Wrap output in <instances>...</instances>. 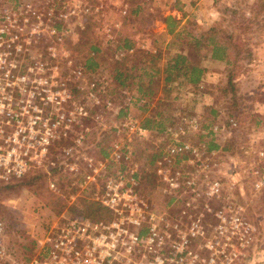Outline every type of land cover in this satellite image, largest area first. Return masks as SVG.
I'll use <instances>...</instances> for the list:
<instances>
[{
	"label": "rangeland",
	"instance_id": "374dc122",
	"mask_svg": "<svg viewBox=\"0 0 264 264\" xmlns=\"http://www.w3.org/2000/svg\"><path fill=\"white\" fill-rule=\"evenodd\" d=\"M151 1L153 12L123 21L127 30L143 29L151 16L161 17L168 0ZM118 9L115 0H0V12L10 20L0 23L8 29L0 39V72L11 77L0 78V86L6 84L3 108L11 111L7 131L26 128L36 107L42 116L51 115L53 122H42L47 121V126L61 119L53 128L60 137L50 141L44 156L30 161L21 179L0 186V219L8 255L13 261L32 256L35 241L60 219L91 212L96 219L108 220L107 211L93 209L100 207L95 197L106 179L120 175L126 180L129 171L147 206L158 216L169 211L172 221L183 199L174 203L161 193L150 161L164 144V127L189 131L188 120L194 118L198 129L187 131L180 140L206 150L210 143L216 146L207 150L215 152L206 162L208 178L220 179L223 191L212 204L225 213H236L253 227L251 241L237 263L264 264V188L255 190L247 171L253 151H264V130L254 128L261 122L254 112L264 74V0H223L220 16H209L215 19L211 35L226 47L231 65L222 82L213 80L203 86L211 93L203 100L192 89L184 94L178 87L179 91L168 95L159 90L161 83L148 81L150 65L145 62L151 54L141 48L126 53L118 48ZM189 25L197 31L195 23ZM191 59L196 60L195 54ZM228 81L232 93H227ZM137 86L156 90L159 96H139ZM126 115L135 117L142 127L143 119L156 116L160 131L152 128L144 141L134 142L124 164L110 160L108 153L119 139L116 129ZM230 118L236 122L235 130L228 125ZM213 125L221 129L214 135L208 131ZM230 167L235 168L231 175ZM88 174L93 180L84 184ZM49 182L54 188H49ZM231 183L234 188L227 190ZM204 219L205 225H213L212 215Z\"/></svg>",
	"mask_w": 264,
	"mask_h": 264
},
{
	"label": "built area",
	"instance_id": "2783aa9c",
	"mask_svg": "<svg viewBox=\"0 0 264 264\" xmlns=\"http://www.w3.org/2000/svg\"><path fill=\"white\" fill-rule=\"evenodd\" d=\"M9 22V16L0 12V23ZM6 31L0 25V39ZM2 64L0 58V71ZM2 76L7 81L11 78L0 72ZM5 90L6 84L0 86V186L21 179L29 162L44 156L50 141L59 139V132L55 135L53 128L61 123V119L51 126H47V121L42 123L53 120L51 115L42 116L35 106L26 128L8 132L11 111L3 108ZM197 122L189 119L186 129L197 130ZM227 122L230 129H236L234 119ZM187 131L164 127V144L150 161L161 193L174 203L183 199L177 217L170 218L172 221L169 222V211L158 216L147 206L136 192L137 183L129 171L126 180L120 175L106 179L95 197V202L110 215L108 220L69 217L53 222L35 241V253L25 260L13 261L8 255L0 219V264H238L237 258L251 241L253 227L236 213H225L212 204L223 191L220 179L208 178L206 162L215 152L181 141ZM208 131L214 135L219 127L213 125ZM116 132L119 139L110 146L108 156L124 164L131 156L132 144L144 141L151 133L131 115L124 117ZM74 142L78 144L79 139ZM252 154L247 171L251 186L260 190L264 188V151L258 149ZM74 166L71 164L69 170ZM227 173H235V168L230 167ZM92 180L93 176L88 174L84 184ZM49 188H54L53 183L49 182ZM233 188V183L227 185V190ZM207 214L212 215L213 225L204 224Z\"/></svg>",
	"mask_w": 264,
	"mask_h": 264
},
{
	"label": "crops",
	"instance_id": "0c3cea01",
	"mask_svg": "<svg viewBox=\"0 0 264 264\" xmlns=\"http://www.w3.org/2000/svg\"><path fill=\"white\" fill-rule=\"evenodd\" d=\"M146 1L147 3L143 0H115L116 3H119L118 15L121 20L117 27V34L120 33L121 41L118 48L125 53L132 51V48H141L151 54L150 59L145 62L150 65V73L147 75L148 81L161 83L163 89H159L160 91L163 90L169 95L174 90L179 91L178 87H180L181 90L186 91L184 94L189 93L192 89L195 97L199 96L201 100L209 97L211 93L202 90L203 86L213 80L217 83L222 82L231 62L228 52L226 53V47L216 41L211 35L212 31L210 32L211 24L215 19L209 16H216V18L220 16L218 8L223 0H192L190 3H186L187 0H168L162 7L161 17L151 16L144 27L145 29L134 27L127 30L123 21L128 17L136 20L143 13L153 12L154 1ZM190 23L196 24L197 31L189 25ZM141 37L146 40L141 39ZM209 38H213L212 42L225 49V56L223 55L221 59H211L208 48ZM120 41L118 40V42ZM194 54L196 60L192 61L191 57ZM177 55H180L183 61L178 64V70H171L173 59ZM165 57L166 60L164 61ZM262 63L264 66V59ZM191 68L199 71V80L196 84H190L188 81ZM140 70H144V67ZM140 78L142 76L139 74L137 79L141 80ZM261 84V100L256 104L254 112L256 113L255 116L261 119V122L259 125L257 123L254 128L260 129L261 127L264 130V74ZM141 87H136V93L139 96L147 95L153 98L159 96L156 90L144 91ZM144 92L147 93L144 94ZM179 95L180 93H178ZM216 113L218 114V111ZM146 118L152 122H159L156 116ZM218 144L220 145L221 141Z\"/></svg>",
	"mask_w": 264,
	"mask_h": 264
},
{
	"label": "trees",
	"instance_id": "16d2710c",
	"mask_svg": "<svg viewBox=\"0 0 264 264\" xmlns=\"http://www.w3.org/2000/svg\"><path fill=\"white\" fill-rule=\"evenodd\" d=\"M169 25H170V18H169ZM210 32L214 33V30L211 28ZM212 41H213V38L208 39V48H209L211 59L219 60V59H221V57L223 55L225 56V49L222 48L221 45H218L217 43L212 42ZM92 50H94V49L92 48ZM182 61H183V58L180 55L175 56L173 59V65L171 66L170 69L171 70H178V64H180ZM229 65H231V63ZM198 73H199V71H197L196 69H194V68L190 69V72L188 75V81L190 82V84H196L198 82V80H199V76H198L199 74ZM228 86H229V91L227 93H232L231 92L232 91V85H231L230 81L227 82V87ZM147 91H149V90H147ZM142 125L145 127V129H148V130H151L152 128H155V127H156V129H157V127H160L159 123L158 124L154 123L148 118L143 119ZM157 131H160V130L157 129ZM212 149H216V146L211 144V143H210V145H207V150H212ZM87 208H90V207H87ZM93 209L95 211H97L99 209L101 210L102 208L95 206ZM80 217L89 218L91 220H100V219H96V218L92 217L91 212L80 214Z\"/></svg>",
	"mask_w": 264,
	"mask_h": 264
}]
</instances>
